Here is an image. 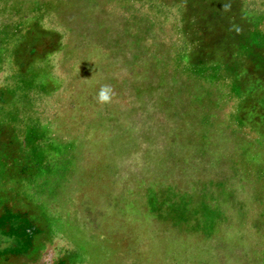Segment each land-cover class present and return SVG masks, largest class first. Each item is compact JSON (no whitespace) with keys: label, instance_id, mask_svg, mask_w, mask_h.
Wrapping results in <instances>:
<instances>
[{"label":"rangeland","instance_id":"374dc122","mask_svg":"<svg viewBox=\"0 0 264 264\" xmlns=\"http://www.w3.org/2000/svg\"><path fill=\"white\" fill-rule=\"evenodd\" d=\"M0 264H264V0H0Z\"/></svg>","mask_w":264,"mask_h":264},{"label":"clouds","instance_id":"9594fccd","mask_svg":"<svg viewBox=\"0 0 264 264\" xmlns=\"http://www.w3.org/2000/svg\"><path fill=\"white\" fill-rule=\"evenodd\" d=\"M113 95L114 93L112 87L110 85H104L97 93V101L101 104L110 103Z\"/></svg>","mask_w":264,"mask_h":264}]
</instances>
